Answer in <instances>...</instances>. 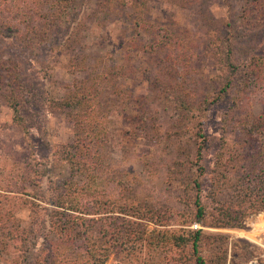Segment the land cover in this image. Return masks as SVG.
<instances>
[{
  "label": "trees",
  "instance_id": "obj_1",
  "mask_svg": "<svg viewBox=\"0 0 264 264\" xmlns=\"http://www.w3.org/2000/svg\"><path fill=\"white\" fill-rule=\"evenodd\" d=\"M88 1L0 0V52L7 46L6 40H13L20 49L34 52L28 58L29 64L42 65L54 51L68 55L76 50L79 54L74 55L77 59L72 65L85 73L66 87L60 99L44 101L49 108L69 113L72 120V139L54 150V155L68 164V175L49 177L47 184L41 181L44 173L34 177V191L26 199L0 190V263L13 251L17 253L16 264H106L112 255L132 264L142 253L138 247L145 244V218L166 224L161 217L154 221V217L145 215V207L137 197L122 199L109 192L105 198L99 191L98 184L107 167L112 123L108 110L117 104L114 96L127 91L115 74L119 69L131 68L111 66L102 60L99 64L89 63L83 33L84 20L89 17ZM146 1L98 0L97 7L106 18L126 17L134 31L132 47L137 54L145 55L147 35L153 38L147 46L157 52L170 53L179 48L174 29L167 28L166 34L159 37L161 32L148 17ZM245 2L256 12L264 10V0ZM13 13L25 16L24 21L15 24L10 20ZM238 28L228 22L213 35L212 56L221 70L216 79L218 89L212 98L195 104L181 100L188 112H205L226 100L236 86L260 76L263 68L257 57H244L237 44ZM35 50H44L45 59H39ZM15 60L0 56V82L5 84L1 96L12 110L13 119L22 124L23 104L30 101L29 95L36 98V93L31 89L28 71L23 72L22 63ZM138 102L136 96L131 98L129 107L137 110ZM136 117L145 126V115ZM198 122L187 156L176 162L181 173L186 174L183 209L174 212L180 227L165 231L159 239L175 250L176 264H227L226 237L191 225L242 227L248 214L264 211V113L238 117L241 141L225 132L215 143L216 137L206 132L203 120L198 118ZM249 147L252 151H247ZM179 152L180 156L184 153L180 147L178 155ZM115 177L114 188L126 190L125 181ZM207 198L215 205L210 207ZM21 208L30 210L27 224L17 215Z\"/></svg>",
  "mask_w": 264,
  "mask_h": 264
},
{
  "label": "rangeland",
  "instance_id": "obj_2",
  "mask_svg": "<svg viewBox=\"0 0 264 264\" xmlns=\"http://www.w3.org/2000/svg\"><path fill=\"white\" fill-rule=\"evenodd\" d=\"M97 1H88L89 17L83 27L89 63L99 64L102 60L111 66L131 68L119 69L115 74L127 91L115 95L117 104L108 110L112 123L109 124L107 167L99 181V191L105 198L109 192L119 194L122 199L137 197L145 207V215L154 217V221H160L161 217L166 223L156 224L145 218V244L138 247L142 253L132 264H176L175 250L159 238L165 231L180 227L174 212L183 209L186 174L181 173L176 162L187 156L198 118L203 120L206 132L216 137L214 142L219 143L217 137L225 132L241 141L238 117L264 113V16L261 15L264 10H252L245 0H147L148 17L161 32L159 37L166 34L167 28L174 29L175 39L181 46L171 49L170 53L157 52L147 46L153 40L147 35L143 56L132 47L134 31L126 17L106 18ZM24 19L25 16L13 13L10 20L16 24ZM228 22L239 27L237 44L243 56L255 55L263 70L258 78L236 86L226 100L213 104L209 110L188 112L181 100L195 104L206 97L212 98L218 89L216 79L221 70L212 56L211 42L216 31ZM19 26L24 29L21 22ZM6 43L0 56L22 63V71H28L36 98L29 95L30 101L22 108L23 123L18 124L1 96L5 84L0 82V190L26 199L34 191L31 186L34 177L44 173L41 181L47 184L49 177H65L69 173L68 164L55 156L54 150L58 144L72 139L71 117L63 110L49 108L44 101L60 99L66 87L83 78L85 73L72 65L77 59L74 55L79 54L76 50L68 55L54 51L42 65H31L28 58L34 52L20 49L13 40ZM35 51L39 59H45L44 50ZM71 56H74L72 61ZM122 75L131 78L123 79ZM135 96L139 99V108L132 110L129 104ZM143 115L145 126L136 117ZM178 147L184 151L181 156ZM247 151L252 150L249 147ZM114 175L125 181L126 190L114 188ZM206 203L210 207L215 205L210 198ZM17 215L27 224L30 210L21 208ZM260 219L264 220V211L248 214L242 227L200 223L191 227L226 237L227 264H264V224L259 223ZM16 256L12 251L0 264H16ZM106 264L125 262L112 255Z\"/></svg>",
  "mask_w": 264,
  "mask_h": 264
},
{
  "label": "bare ground",
  "instance_id": "obj_3",
  "mask_svg": "<svg viewBox=\"0 0 264 264\" xmlns=\"http://www.w3.org/2000/svg\"><path fill=\"white\" fill-rule=\"evenodd\" d=\"M259 223L260 224H264V220L263 219H260Z\"/></svg>",
  "mask_w": 264,
  "mask_h": 264
},
{
  "label": "water",
  "instance_id": "obj_4",
  "mask_svg": "<svg viewBox=\"0 0 264 264\" xmlns=\"http://www.w3.org/2000/svg\"><path fill=\"white\" fill-rule=\"evenodd\" d=\"M250 264H257V263H255V262H251Z\"/></svg>",
  "mask_w": 264,
  "mask_h": 264
}]
</instances>
